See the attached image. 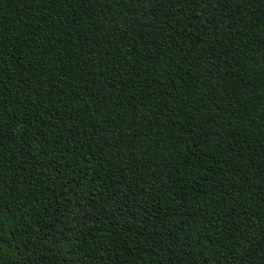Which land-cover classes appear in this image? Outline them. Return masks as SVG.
<instances>
[{
  "label": "trees",
  "instance_id": "1",
  "mask_svg": "<svg viewBox=\"0 0 264 264\" xmlns=\"http://www.w3.org/2000/svg\"><path fill=\"white\" fill-rule=\"evenodd\" d=\"M0 264H264V0H0Z\"/></svg>",
  "mask_w": 264,
  "mask_h": 264
}]
</instances>
